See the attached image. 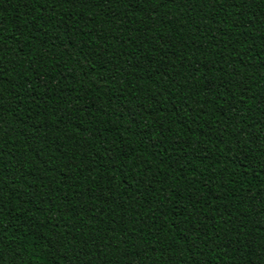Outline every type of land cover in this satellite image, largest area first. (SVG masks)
Here are the masks:
<instances>
[{"label": "trees", "instance_id": "trees-1", "mask_svg": "<svg viewBox=\"0 0 264 264\" xmlns=\"http://www.w3.org/2000/svg\"><path fill=\"white\" fill-rule=\"evenodd\" d=\"M0 264H264V0H0Z\"/></svg>", "mask_w": 264, "mask_h": 264}]
</instances>
